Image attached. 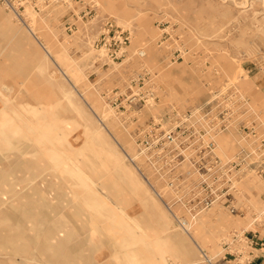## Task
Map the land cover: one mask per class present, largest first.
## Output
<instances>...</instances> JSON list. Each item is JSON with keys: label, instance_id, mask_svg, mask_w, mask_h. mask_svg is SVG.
Returning <instances> with one entry per match:
<instances>
[{"label": "rangeland", "instance_id": "1", "mask_svg": "<svg viewBox=\"0 0 264 264\" xmlns=\"http://www.w3.org/2000/svg\"><path fill=\"white\" fill-rule=\"evenodd\" d=\"M1 11L0 264H251L264 244V0ZM48 121L74 135L44 133ZM84 126L110 142L98 176L75 164L95 150ZM125 167L146 189L133 201L144 221L102 183Z\"/></svg>", "mask_w": 264, "mask_h": 264}, {"label": "bare ground", "instance_id": "2", "mask_svg": "<svg viewBox=\"0 0 264 264\" xmlns=\"http://www.w3.org/2000/svg\"><path fill=\"white\" fill-rule=\"evenodd\" d=\"M0 15H1L0 19H2V20L9 18L3 13V11H1ZM26 113L31 114V115L34 114L35 116H38L37 110H35L33 108H32V110H29V112H26ZM191 119L192 118L188 119V124L191 123ZM50 122H53V121H48V123L46 122L45 125L42 124V126L43 125L44 126L41 129L43 131L45 130L44 133H49L51 135L52 132L57 130V127L61 128L62 126H61V124H56L54 127L53 123L51 124ZM63 123H65V122H63ZM75 124L76 125H74L72 128L77 130V131H80L81 125L77 124V122ZM88 126H84L85 128L83 129V133L85 134V136L88 137V138L86 137L87 142H88V148H91V146H92L95 148V150H93V148H92V152H91L92 156L89 155L88 152L81 151L84 154V155L82 154L83 158H80V156L78 158H76L75 164L79 167H80V165H82L84 167H87L88 169H92L94 171L92 173V175L98 176L100 174V168H101V162L99 161V156H103L104 159L106 161H108L109 163L112 162V159H110V155H109L110 153L108 155L106 154V151L108 150V145L110 142H108V140L101 133V131H97L96 133L91 134L90 132L93 131V129H91ZM62 128L63 129L66 128L67 131L70 130L69 132H71L73 134V130L71 129V125L70 126L68 124H67V126L63 125ZM164 132L165 133H167V132H171V133L175 132L176 133L177 131L174 127L169 126V127H166L164 129ZM77 138L78 137L76 136V138H70L68 141H66L67 147H70L72 150L75 151L76 146L74 143V139H77ZM85 147L86 146H84V148ZM82 149L83 148H81V150ZM75 152H77V151H75ZM78 153H80V152H77V154ZM33 178H36V177H33ZM102 183L106 187L110 188L118 197L123 196L125 198V202L131 206V207H128V210L126 212L129 217H131V218L133 217L137 221H139V220L144 221L143 211L140 209L139 203L138 204L133 203V201L137 200L136 202H138L139 199L144 200L145 199L144 194H146V189L144 187V184H141L139 182V180L136 178L135 174L132 171L128 170L127 167H125L124 172L122 173V183H120V184H118L114 181L111 182V180H107V181L103 180ZM135 217H137V218H135ZM162 226H165V225L162 224ZM137 263H138V261H137Z\"/></svg>", "mask_w": 264, "mask_h": 264}, {"label": "crops", "instance_id": "3", "mask_svg": "<svg viewBox=\"0 0 264 264\" xmlns=\"http://www.w3.org/2000/svg\"><path fill=\"white\" fill-rule=\"evenodd\" d=\"M260 238V236H258ZM253 262L251 264H264V244L253 246Z\"/></svg>", "mask_w": 264, "mask_h": 264}, {"label": "built area", "instance_id": "4", "mask_svg": "<svg viewBox=\"0 0 264 264\" xmlns=\"http://www.w3.org/2000/svg\"><path fill=\"white\" fill-rule=\"evenodd\" d=\"M141 54V56H143L144 55V53L143 52H141L140 53ZM214 122H215V120H214ZM209 123H210V121L208 120V121H206V124L205 125H207V127L209 128L208 130V132L210 133V131L213 129V124H212V126H209ZM218 127V126H217ZM222 127H226L225 125H222ZM221 127V128H222ZM220 127H218V128H216L215 130H214V133H210L212 136H215L217 133H219V131H225V130H222ZM227 130H229V129H227Z\"/></svg>", "mask_w": 264, "mask_h": 264}]
</instances>
